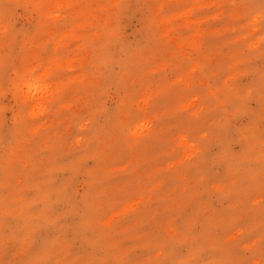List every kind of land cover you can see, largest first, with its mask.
Segmentation results:
<instances>
[{"label": "rangeland", "instance_id": "rangeland-1", "mask_svg": "<svg viewBox=\"0 0 264 264\" xmlns=\"http://www.w3.org/2000/svg\"><path fill=\"white\" fill-rule=\"evenodd\" d=\"M0 264H264V0H0Z\"/></svg>", "mask_w": 264, "mask_h": 264}, {"label": "bare ground", "instance_id": "bare-ground-1", "mask_svg": "<svg viewBox=\"0 0 264 264\" xmlns=\"http://www.w3.org/2000/svg\"><path fill=\"white\" fill-rule=\"evenodd\" d=\"M27 83V82H26ZM29 83V82H28Z\"/></svg>", "mask_w": 264, "mask_h": 264}]
</instances>
